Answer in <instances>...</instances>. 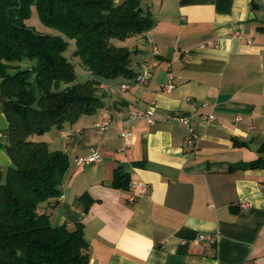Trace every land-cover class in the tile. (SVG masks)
I'll list each match as a JSON object with an SVG mask.
<instances>
[{
  "label": "crops",
  "instance_id": "crops-1",
  "mask_svg": "<svg viewBox=\"0 0 264 264\" xmlns=\"http://www.w3.org/2000/svg\"><path fill=\"white\" fill-rule=\"evenodd\" d=\"M139 1L154 23L134 35L141 44L135 71L149 68L151 76L143 85L104 81V106L94 117L59 129L70 132L63 138L71 163L59 204L47 206L50 221L70 229L82 224L88 264H264V169L240 166L264 158L263 0ZM168 74L175 86L164 92ZM124 83L128 88L119 90ZM4 100L0 93L2 176L10 164ZM149 106L153 122L129 118L133 108ZM182 119L197 135V148L185 143ZM100 120L111 124L94 126ZM124 128L131 136L122 144ZM91 149L102 159L77 166L74 158ZM117 165L130 182L148 185L134 201L129 188L109 185ZM82 193L92 198L86 210ZM200 233L214 242H196Z\"/></svg>",
  "mask_w": 264,
  "mask_h": 264
},
{
  "label": "trees",
  "instance_id": "trees-1",
  "mask_svg": "<svg viewBox=\"0 0 264 264\" xmlns=\"http://www.w3.org/2000/svg\"><path fill=\"white\" fill-rule=\"evenodd\" d=\"M32 9L54 32L27 22ZM153 23L139 0H0L1 111L9 124L4 149L10 159L0 174V264L89 263L82 224L70 229L50 221L47 206L59 204L69 159L39 135L94 115L104 106L97 93L104 81L133 82L139 73L136 50L117 42L143 34ZM71 58H78L88 79H76ZM240 166L264 169V158ZM127 174L117 165L109 185L128 189ZM79 199L85 210L92 202L88 193Z\"/></svg>",
  "mask_w": 264,
  "mask_h": 264
},
{
  "label": "built area",
  "instance_id": "built-area-1",
  "mask_svg": "<svg viewBox=\"0 0 264 264\" xmlns=\"http://www.w3.org/2000/svg\"><path fill=\"white\" fill-rule=\"evenodd\" d=\"M263 3H264V0H263ZM148 40H150L149 37H148ZM151 49L154 53L157 52L155 45L152 46ZM149 76H151V71L149 68H145L143 70V72L138 73L135 76L133 82L143 85L150 78ZM127 84L128 83L121 84L119 87V90L127 89L128 88ZM102 86H103V88L108 89L107 85L104 84ZM174 86H175V84H174L170 74H168L167 80L161 84V89L164 92H170L174 88ZM153 117H154V112H153V107H151V106H149L148 108L143 109V110H139V109L137 110V109L133 108L129 114L130 119L142 118V119H146L148 122H153V120H154ZM203 118L207 121L214 120V116L211 114L204 115ZM240 119L241 118L239 116H237L233 119V121H239ZM218 120L221 121V119H218ZM181 122L186 126V129H187V136L185 138V143L190 147L197 148L198 138H197V135L195 134V132L193 131V128L191 129V126L189 125V122L187 119H182ZM110 124H111V122L109 120H100V121L95 122L94 126L105 130L110 126ZM60 135L67 138L68 135H70V132L61 130ZM119 136L122 140V144L126 143L129 139V137L131 136V130L129 128H124L120 132ZM120 149H123V147H121ZM101 159H102L101 153L96 149H91L87 154L75 157L74 163L77 166H86V165L93 164L95 162H99ZM129 189H130L131 193L128 196V200L134 201L138 195L143 194L147 191L148 185L146 183L133 181V182H129ZM240 205L245 207L248 205V203L241 202ZM196 242H203L206 245H210V243L214 242V237H211L208 234L200 233L196 237Z\"/></svg>",
  "mask_w": 264,
  "mask_h": 264
},
{
  "label": "rangeland",
  "instance_id": "rangeland-1",
  "mask_svg": "<svg viewBox=\"0 0 264 264\" xmlns=\"http://www.w3.org/2000/svg\"><path fill=\"white\" fill-rule=\"evenodd\" d=\"M27 22L30 23V24H33L38 30L46 31V32H54V29H52L50 27H47V26H45V25H43L41 23V21L38 18L37 13L35 12V9H32V15L27 20ZM69 43L70 44L68 46V51H72L73 50L72 48L74 47V43H73V41H71ZM117 44L121 45V46H125V47L129 48L130 50H133V49L136 50V46L139 47L141 45V44L139 45L137 43V40L134 38V36L127 37V38H125L123 40H120V41L117 42ZM135 55L137 56L138 53L134 52L132 54L134 60L137 59L135 57ZM71 60H72V63L74 64V72L76 74V79L79 80V81H84V80L88 79L90 76H89L88 72L83 68V66H80V64L78 62L79 61L78 58H71ZM136 66H137V63L135 62L134 68H136ZM102 85H104V84H102ZM102 85H100L99 86L100 89L98 88V90H97V93H99V94L105 92V90H106L105 88H103ZM102 89L104 91H102ZM92 116L94 117V115H92ZM58 131L59 130H58L57 127L52 126V127H50V129L47 132H45L43 134H40L39 137L46 141V143L50 147V150H62L63 152H65V147L64 146H65V144L67 142H66V139L63 138V136H61L59 133H57ZM67 156H68V159H69V163H71L70 155L67 154Z\"/></svg>",
  "mask_w": 264,
  "mask_h": 264
}]
</instances>
